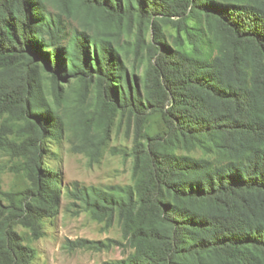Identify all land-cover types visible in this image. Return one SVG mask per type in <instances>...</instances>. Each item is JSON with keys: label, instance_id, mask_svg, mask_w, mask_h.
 Instances as JSON below:
<instances>
[{"label": "trees", "instance_id": "trees-1", "mask_svg": "<svg viewBox=\"0 0 264 264\" xmlns=\"http://www.w3.org/2000/svg\"><path fill=\"white\" fill-rule=\"evenodd\" d=\"M116 118L132 182L63 184L46 141L97 156ZM0 149L27 177L0 264H31L16 226L42 238L63 196L117 220L123 242L68 241L133 250L110 264H264V0H0Z\"/></svg>", "mask_w": 264, "mask_h": 264}, {"label": "rangeland", "instance_id": "rangeland-1", "mask_svg": "<svg viewBox=\"0 0 264 264\" xmlns=\"http://www.w3.org/2000/svg\"><path fill=\"white\" fill-rule=\"evenodd\" d=\"M173 33V29H167ZM132 137L125 121L115 119L107 144L96 156L78 152L69 135L59 142L47 140L44 145L45 156L62 171L63 184L79 183L82 186L109 187L132 182L133 160L130 156ZM56 155L59 162L50 158ZM22 158L0 149V190L23 189L27 177L23 170ZM0 203L4 204L1 199ZM17 231L25 237L26 244L34 250L31 264H110L133 252L121 245L96 251L94 249L73 248L68 241L86 238L95 241L114 239L123 242L121 229L117 222H100L88 212H79L70 199L63 196L60 212L53 218L44 220L45 234L42 238L31 239L30 231L20 225Z\"/></svg>", "mask_w": 264, "mask_h": 264}]
</instances>
